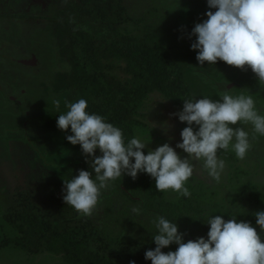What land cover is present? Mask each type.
Instances as JSON below:
<instances>
[{
  "label": "rangeland",
  "instance_id": "374dc122",
  "mask_svg": "<svg viewBox=\"0 0 264 264\" xmlns=\"http://www.w3.org/2000/svg\"><path fill=\"white\" fill-rule=\"evenodd\" d=\"M36 1L44 4H36ZM122 1L133 19L128 28H132L134 22L138 23V18L144 17L137 29H133V34L143 36L152 46H162L169 50L187 80L186 84L193 100L205 96L218 100L224 92L234 97L252 96L256 110L264 116V83L259 82L251 68L242 70L222 60H218L216 64L205 62L200 65L196 58L198 49L191 48V44L196 40V37L191 35L195 24L207 19L208 11H216L208 7L207 0ZM56 2L57 0H0V18L6 21L8 15V19L15 16L11 20L16 21V17H31L41 10H44V14H50ZM14 25L10 29L2 28V35L8 32L7 37H11L10 33L14 31L17 37L26 39V29H21L15 23ZM36 30L31 32L35 33ZM29 38L34 42L33 48H38L40 57L43 52L44 62L41 70L37 73H14L10 70L8 73V80H12L11 76H14L16 82L12 83L13 92L15 90L18 93L19 102L22 101L20 103L24 105L23 109L28 115L21 109L20 103H11L0 93V264H67L58 255L46 251L30 252L14 241L5 243V240L12 238L17 231L12 230L9 225H4L6 221L2 214L6 208L14 202L19 203L17 201L20 196H25L32 202H37L43 209L56 211L58 206H61L63 211H69L72 206L63 201L64 180L78 175L81 164L90 165L88 160L91 159L90 156L86 159L81 145H73L66 139L68 135L73 134L70 128L63 131L57 127L59 115L68 111L66 102H76L80 97L73 90H67L59 96L47 90L52 85L58 65L63 66L62 62L55 60L56 54L53 51L56 43L54 25L38 30L34 37ZM1 75L4 79L5 74ZM55 100L60 101L59 108L54 104ZM147 102L146 106L142 107V112H145L143 121L148 124V131L146 134H139V131L136 133L147 144L146 149L149 151L164 143L175 147L177 143L182 142L181 121L178 115H172L182 111L180 107L160 91L150 94ZM234 127L244 128L249 134L251 146L245 158L239 159L230 144L229 149L236 157L234 165L231 166L242 169L240 180H250L257 187H264V135L254 132L251 123H238ZM232 143H235V140ZM176 151L182 158L187 156L182 149L176 148ZM96 155H101L99 149ZM217 157L224 160L218 155ZM192 163L194 172L189 179L193 181L195 189L202 188L211 197V201L204 206L205 211L195 218L186 231L195 240L201 236L207 238L210 225L206 223V219L209 216L221 215L225 220L234 216L240 221L236 215L239 208L236 206L241 203L237 195H240L241 187H235V191L231 186L229 178L233 168L227 161L219 181L209 175L203 159L192 160ZM107 187L108 189H101L98 204L90 215L99 230L106 233H113L114 230L116 234L120 226L127 223L130 224L131 230L124 234L127 237L124 239L149 240L158 234L154 221L162 215H156L146 209L143 195L137 193L132 200H128L113 192L112 180L108 181ZM173 193L167 192L166 197L176 200L177 196H173ZM133 208L139 209V212H134ZM256 229L260 232L259 227ZM261 235L264 239V233Z\"/></svg>",
  "mask_w": 264,
  "mask_h": 264
},
{
  "label": "trees",
  "instance_id": "16d2710c",
  "mask_svg": "<svg viewBox=\"0 0 264 264\" xmlns=\"http://www.w3.org/2000/svg\"><path fill=\"white\" fill-rule=\"evenodd\" d=\"M43 12L35 16L55 19L53 50L55 60L63 65H58L48 92L59 96L67 90L75 91L80 99L87 101L88 113L101 115L122 130L125 144L148 131L142 107L148 103L150 94L160 91L181 110L184 100H193L187 80L169 50L152 46L143 36L133 34L144 17L128 28L133 19L122 0H57L50 14ZM180 125L187 127L186 122ZM144 152L147 154L148 150L145 148ZM217 155L230 167L234 165L236 157L229 148L218 149ZM81 169L92 170L88 164H81L78 172ZM231 170V186L235 191V187H241L240 195L237 193L241 203L236 206L239 208L236 215L240 221L259 227L255 212L264 210V187L240 180V167ZM112 184L113 192L128 200L137 193L143 195L146 209L177 223L185 242L194 240L186 231L211 201L202 188L195 189L190 179L184 185L191 193L188 197L172 189L157 191L154 178L144 172L136 179L122 175L112 180ZM167 192H174L176 200L166 197ZM17 202L2 214L4 225L17 230L5 243L14 241L30 252L58 255L67 264H129L133 260L136 264H152L145 259V252L156 247L153 237L124 239V234L131 230L130 224L123 223L116 234L114 230L107 234L98 229L90 216L74 211L73 207L69 211H63L61 206L56 211L43 209L25 196H20ZM177 247L173 243L163 251H175L172 248Z\"/></svg>",
  "mask_w": 264,
  "mask_h": 264
},
{
  "label": "clouds",
  "instance_id": "9594fccd",
  "mask_svg": "<svg viewBox=\"0 0 264 264\" xmlns=\"http://www.w3.org/2000/svg\"><path fill=\"white\" fill-rule=\"evenodd\" d=\"M207 3L216 11H208V18L196 23L191 32L196 37L191 48L198 49L199 64L222 60L242 70L251 68L259 82L264 83V0H207ZM54 104L59 108L60 101L55 100ZM66 107L68 111L59 115L57 127L63 131L71 129L73 134L66 139L73 145H81L86 159L91 157L88 163L95 174L81 169L78 175L65 179L63 201L84 216L92 215L108 181L125 174L136 179L139 173H147L154 178L157 191L172 189L188 197L191 193L184 185L194 172L192 160L203 159L209 175L219 181L226 164L218 159V149L227 150L232 144L236 156L244 159L251 146L244 128L234 126L251 123L254 132L264 135V116L256 110L253 97H234L227 92L218 100L206 96L184 100L182 111L172 114L187 123L181 131L182 142L175 147L164 143L147 154L144 152L147 144L141 139L133 137L125 144L119 127L106 122L101 115L88 113L85 99L66 102ZM176 148L187 156L182 158ZM97 149L101 155H96ZM255 214L260 232L251 222L212 215L206 219L210 225L207 238L201 236L187 242L177 223L159 216L154 221L158 229L153 237L156 247L145 252V259L152 264H264L261 235L264 210ZM173 243L178 245L175 251H163Z\"/></svg>",
  "mask_w": 264,
  "mask_h": 264
},
{
  "label": "flooded vegetation",
  "instance_id": "af4514ba",
  "mask_svg": "<svg viewBox=\"0 0 264 264\" xmlns=\"http://www.w3.org/2000/svg\"><path fill=\"white\" fill-rule=\"evenodd\" d=\"M36 4H41L43 5L44 3H39V1H36ZM4 15V14H3ZM7 17V16H5ZM9 18V15L7 19ZM15 18V16H11L10 19H6V21L0 18V93L2 95H5V97L11 102H22L19 98V95L17 92H13L14 86L12 85L13 82H16L14 80V76L12 77V80H8V73L9 71L12 70L14 73L15 72H34L37 73L39 70H41V66L43 65L44 62V55L43 52L41 54V57L37 53L38 48L34 49L33 48V43L31 41L32 38L29 37H34L35 33L44 28L48 27L50 25H54L53 23L55 22V19L51 23V19H44L41 16H31V17H16V21H13L11 19ZM9 22H11V25H9ZM20 26L21 29H26V39H22L20 36L17 37L15 35L14 31H11V37H7L9 33L7 32L6 35H2V28H13L15 25ZM37 29L35 33L31 32L32 30ZM18 41V42H17ZM27 59L32 61L33 63L29 64L27 67L21 66V65H15L13 63V60H23ZM6 71H3V70ZM5 74V78H1V74ZM5 83V84H4ZM7 95V96H6ZM21 109L26 112L24 108V105L20 103ZM28 115V113H25Z\"/></svg>",
  "mask_w": 264,
  "mask_h": 264
},
{
  "label": "water",
  "instance_id": "95a60500",
  "mask_svg": "<svg viewBox=\"0 0 264 264\" xmlns=\"http://www.w3.org/2000/svg\"><path fill=\"white\" fill-rule=\"evenodd\" d=\"M33 61V60H32ZM32 61L30 60H27V59H23V60H13V63L15 65H21V66H25L27 67L29 64L33 63ZM7 96V95H6Z\"/></svg>",
  "mask_w": 264,
  "mask_h": 264
}]
</instances>
